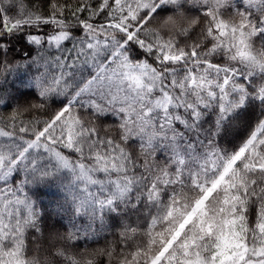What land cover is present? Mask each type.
<instances>
[{
  "label": "snow or ice",
  "instance_id": "6c2138e0",
  "mask_svg": "<svg viewBox=\"0 0 264 264\" xmlns=\"http://www.w3.org/2000/svg\"><path fill=\"white\" fill-rule=\"evenodd\" d=\"M0 264H264V0H0Z\"/></svg>",
  "mask_w": 264,
  "mask_h": 264
},
{
  "label": "trees",
  "instance_id": "16d2710c",
  "mask_svg": "<svg viewBox=\"0 0 264 264\" xmlns=\"http://www.w3.org/2000/svg\"><path fill=\"white\" fill-rule=\"evenodd\" d=\"M13 54H14V55H22L23 53H22L21 48H20V47H17L16 52L13 53ZM12 79H13V77H9V81H10V83H9L8 85H5V87H8V88H10V89L19 88V87H20V85H19V81H17L15 84H11V80H12ZM21 91H26V90L21 89ZM42 199H43V201H44L45 204H48L49 201H50V199H51V197H50V195H47V194H46ZM64 223L67 224V221L65 220ZM101 242H102V241H101Z\"/></svg>",
  "mask_w": 264,
  "mask_h": 264
}]
</instances>
